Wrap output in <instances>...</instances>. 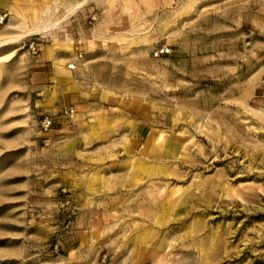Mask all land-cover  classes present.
I'll list each match as a JSON object with an SVG mask.
<instances>
[{
	"label": "rangeland",
	"instance_id": "374dc122",
	"mask_svg": "<svg viewBox=\"0 0 264 264\" xmlns=\"http://www.w3.org/2000/svg\"><path fill=\"white\" fill-rule=\"evenodd\" d=\"M0 264H264V0H0Z\"/></svg>",
	"mask_w": 264,
	"mask_h": 264
},
{
	"label": "built area",
	"instance_id": "2783aa9c",
	"mask_svg": "<svg viewBox=\"0 0 264 264\" xmlns=\"http://www.w3.org/2000/svg\"><path fill=\"white\" fill-rule=\"evenodd\" d=\"M30 47H31V49H32V52H33V53H36V49H35V47H34V43H31V44H30ZM70 68L73 69V68H74V65L71 64V65H70Z\"/></svg>",
	"mask_w": 264,
	"mask_h": 264
}]
</instances>
